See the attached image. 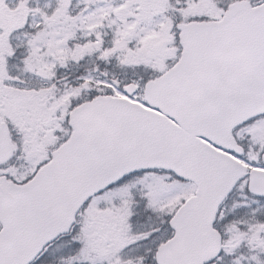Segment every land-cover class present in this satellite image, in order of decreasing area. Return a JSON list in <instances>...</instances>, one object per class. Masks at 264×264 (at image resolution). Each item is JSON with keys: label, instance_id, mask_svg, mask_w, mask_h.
Returning <instances> with one entry per match:
<instances>
[{"label": "snow or ice", "instance_id": "1", "mask_svg": "<svg viewBox=\"0 0 264 264\" xmlns=\"http://www.w3.org/2000/svg\"><path fill=\"white\" fill-rule=\"evenodd\" d=\"M0 264H264V0H0Z\"/></svg>", "mask_w": 264, "mask_h": 264}]
</instances>
